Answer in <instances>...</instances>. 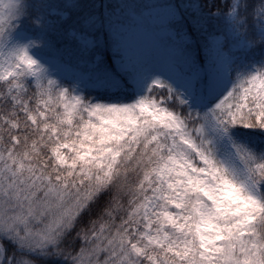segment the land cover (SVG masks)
<instances>
[{
	"label": "snow or ice",
	"instance_id": "1",
	"mask_svg": "<svg viewBox=\"0 0 264 264\" xmlns=\"http://www.w3.org/2000/svg\"><path fill=\"white\" fill-rule=\"evenodd\" d=\"M0 264H264V0H0Z\"/></svg>",
	"mask_w": 264,
	"mask_h": 264
}]
</instances>
